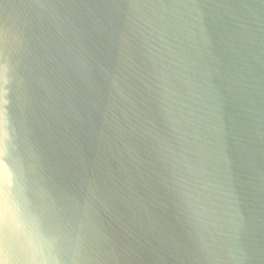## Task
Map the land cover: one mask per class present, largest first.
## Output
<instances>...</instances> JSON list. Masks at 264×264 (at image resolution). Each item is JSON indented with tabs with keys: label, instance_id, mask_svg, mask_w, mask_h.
<instances>
[{
	"label": "water",
	"instance_id": "obj_1",
	"mask_svg": "<svg viewBox=\"0 0 264 264\" xmlns=\"http://www.w3.org/2000/svg\"><path fill=\"white\" fill-rule=\"evenodd\" d=\"M7 125L33 254L264 264V0H0Z\"/></svg>",
	"mask_w": 264,
	"mask_h": 264
},
{
	"label": "clouds",
	"instance_id": "obj_2",
	"mask_svg": "<svg viewBox=\"0 0 264 264\" xmlns=\"http://www.w3.org/2000/svg\"><path fill=\"white\" fill-rule=\"evenodd\" d=\"M12 146V134L7 125L0 129V193L5 188L3 170L14 176H22V173L9 163L10 149ZM50 237L47 238V241ZM0 264H65L59 257L47 259L40 252L33 254L32 242L15 235L11 227L0 222Z\"/></svg>",
	"mask_w": 264,
	"mask_h": 264
}]
</instances>
